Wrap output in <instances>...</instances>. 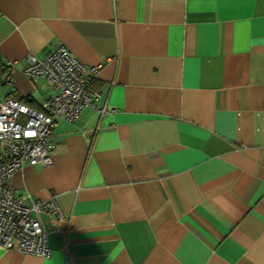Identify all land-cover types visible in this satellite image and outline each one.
<instances>
[{"label":"crops","instance_id":"crops-1","mask_svg":"<svg viewBox=\"0 0 264 264\" xmlns=\"http://www.w3.org/2000/svg\"><path fill=\"white\" fill-rule=\"evenodd\" d=\"M61 43L95 106L9 180L56 198L51 256L0 264H264V0H0V99L43 110L23 59Z\"/></svg>","mask_w":264,"mask_h":264},{"label":"built area","instance_id":"built-area-1","mask_svg":"<svg viewBox=\"0 0 264 264\" xmlns=\"http://www.w3.org/2000/svg\"><path fill=\"white\" fill-rule=\"evenodd\" d=\"M99 68L100 64L79 61L63 43L43 58L29 52L23 59V72L30 78H43L54 87L44 100V109H34L15 98L0 99L1 249L51 256L48 234L36 215L48 212L62 218L56 198L30 200V194L18 192L9 180L25 164L51 163L54 123L57 119L73 122L86 106H95L92 80Z\"/></svg>","mask_w":264,"mask_h":264}]
</instances>
